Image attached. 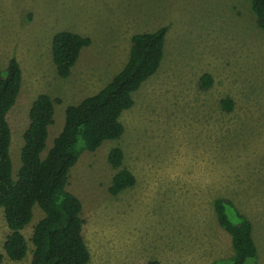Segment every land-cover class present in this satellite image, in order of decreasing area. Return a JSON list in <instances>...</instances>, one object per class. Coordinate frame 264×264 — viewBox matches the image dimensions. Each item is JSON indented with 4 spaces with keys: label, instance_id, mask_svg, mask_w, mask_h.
Masks as SVG:
<instances>
[{
    "label": "rangeland",
    "instance_id": "rangeland-1",
    "mask_svg": "<svg viewBox=\"0 0 264 264\" xmlns=\"http://www.w3.org/2000/svg\"><path fill=\"white\" fill-rule=\"evenodd\" d=\"M167 27L158 70L133 93L120 120L125 130L83 151L68 190L82 203L88 264H214L232 255L218 225L217 197L231 199L253 226L257 264H264V30L249 0H0V71L10 58L22 84L7 113L12 175L20 167L28 111L40 93L58 98L46 150L64 124L65 108L103 88L125 65L131 36ZM90 37L67 78L52 60L53 36ZM208 73L212 84L199 88ZM230 98L225 110L221 100ZM119 146L133 187L110 194L108 151ZM35 205L22 230L25 258L7 257L0 208V264H31ZM248 264V263H247Z\"/></svg>",
    "mask_w": 264,
    "mask_h": 264
},
{
    "label": "trees",
    "instance_id": "trees-1",
    "mask_svg": "<svg viewBox=\"0 0 264 264\" xmlns=\"http://www.w3.org/2000/svg\"><path fill=\"white\" fill-rule=\"evenodd\" d=\"M260 29L264 30V0H249ZM167 27L131 36L129 57L122 69L98 92L65 108L64 124L46 150L48 131L54 124L58 98L40 93L32 101L29 123L23 131L20 167L12 175L9 152L11 129L7 113L15 104L22 84V70L10 58L0 71V208L3 210L8 234L3 249L11 260H22L28 251L22 230L31 222L33 208L38 206L44 216L33 226L31 264H88L90 252L82 229V203L68 190L70 170L85 150L95 151L105 140L119 139L125 130L122 113L133 103V93L158 70L164 55ZM52 60L60 77L67 78L82 48L91 44L90 37L70 30L56 33L51 42ZM212 77L204 73L199 88L207 90ZM230 111V98L221 100ZM124 154L112 147L107 162L115 171L108 188L110 194L133 187L136 178L123 166ZM213 209L218 225L230 236L232 255L214 264H257V247L250 219L241 213L231 199L217 197ZM147 264H158L149 261Z\"/></svg>",
    "mask_w": 264,
    "mask_h": 264
}]
</instances>
